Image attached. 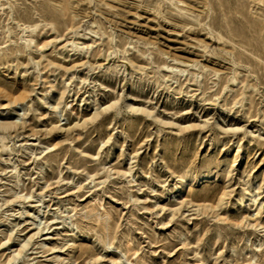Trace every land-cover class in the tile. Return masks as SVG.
<instances>
[{
	"label": "rangeland",
	"instance_id": "374dc122",
	"mask_svg": "<svg viewBox=\"0 0 264 264\" xmlns=\"http://www.w3.org/2000/svg\"><path fill=\"white\" fill-rule=\"evenodd\" d=\"M0 264H264V0H0Z\"/></svg>",
	"mask_w": 264,
	"mask_h": 264
},
{
	"label": "bare ground",
	"instance_id": "6f19581e",
	"mask_svg": "<svg viewBox=\"0 0 264 264\" xmlns=\"http://www.w3.org/2000/svg\"><path fill=\"white\" fill-rule=\"evenodd\" d=\"M0 127H3L2 125H0Z\"/></svg>",
	"mask_w": 264,
	"mask_h": 264
}]
</instances>
